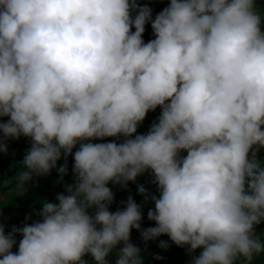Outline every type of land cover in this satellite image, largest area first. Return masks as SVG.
<instances>
[{"label": "clouds", "instance_id": "9594fccd", "mask_svg": "<svg viewBox=\"0 0 264 264\" xmlns=\"http://www.w3.org/2000/svg\"><path fill=\"white\" fill-rule=\"evenodd\" d=\"M21 137L24 192L54 169L62 183L69 156L73 180L31 223L6 232L0 219V264H143L133 230L145 248L167 236L189 264H255L264 11L257 0H168L154 17L139 0H0V155ZM145 173L158 195L138 185L143 204L129 195L110 211L109 185L126 190ZM149 202L155 226L142 228Z\"/></svg>", "mask_w": 264, "mask_h": 264}, {"label": "rangeland", "instance_id": "374dc122", "mask_svg": "<svg viewBox=\"0 0 264 264\" xmlns=\"http://www.w3.org/2000/svg\"><path fill=\"white\" fill-rule=\"evenodd\" d=\"M151 1L153 2V5H150ZM139 2L141 4L148 3V6L151 7L152 10L154 7L155 10H153V16L159 13L163 8L168 6V0H139ZM257 6L261 11H264V0H257ZM153 38L154 37L152 34V30L148 31L146 34L144 33L143 39L145 42H148ZM159 115V108H157L154 112H149L145 120L138 127L137 134L146 133L149 130L151 124L157 120ZM4 119L6 120L7 118ZM93 142L99 143L108 141ZM29 146V140L23 137H21L19 140L9 141L8 152L6 155L7 157H12L13 155L25 151ZM182 155H186V153H182ZM260 155L261 158H264V152H262ZM20 163L21 162L18 163L16 170L21 167ZM63 163L64 161H58L57 167H59ZM67 164L68 175L63 178L62 183H57V181L59 180L57 171L47 176L34 177L32 181L25 185V192L19 187L18 183L15 180L17 171L12 175L9 182L5 181V187L8 186L9 188H7L5 191H2L0 195V213H2L0 219L3 220L6 232L9 231L8 228H11L13 225L21 226L25 221L26 215L31 217L29 223L36 220L38 218L36 213H39V211L42 209V203L44 201L53 203L56 202V195L58 193H62L64 185L69 184V182L72 183L73 180L71 171L73 160L71 156H69ZM151 179L152 177L150 173H145L144 175L139 176L134 183L129 182V184L127 185V189L122 190L124 197L120 198V203L118 205H115L114 207L110 206V211L114 212L118 207H122V202L126 201L129 195H131L138 204H143L144 197H142L141 199L136 197L138 185H143L148 194L158 195L155 186L151 183ZM46 182L48 183L47 186H45ZM109 186L113 185L110 184ZM143 217L142 228L155 226L153 222L147 220V213L144 210ZM256 232L258 234L264 233V223H261L256 227ZM17 240H19V237H17ZM160 240L168 241V237L161 236L156 241H150L154 245V250L152 253H148L147 251L141 253L143 257V264H189L191 257L186 254V249L179 248L168 241L170 246L167 250H163L158 247ZM199 252L200 250H197L195 253H193V255H199ZM85 259L89 261V264H93L91 257L86 256ZM108 259L109 264H115L114 255L110 256ZM255 264H264V256L257 258Z\"/></svg>", "mask_w": 264, "mask_h": 264}, {"label": "trees", "instance_id": "16d2710c", "mask_svg": "<svg viewBox=\"0 0 264 264\" xmlns=\"http://www.w3.org/2000/svg\"><path fill=\"white\" fill-rule=\"evenodd\" d=\"M150 5H153L152 1L150 2ZM153 10H155L154 7H153ZM150 28H151L150 24L146 25L145 34L151 30ZM26 150L22 151L21 153H18L16 155H13L12 157H7V155L5 154V157L3 160V168L6 169V174L4 176V180H7L10 177V175L16 170L18 163L23 160V157L25 155ZM59 162H63V160L61 159ZM56 171L57 170L54 169V170H52V172L50 174H53ZM47 184L48 183L46 182L45 186H47ZM69 184H71V182H69ZM109 187H111L113 192H114L115 199H114L113 204L111 205L112 207H114L115 205H118L120 203V198L124 197V194H123L122 189L118 185L109 186ZM7 188H9V187L8 186L5 187V185H4L2 187L1 192L5 191ZM63 192H65V188L63 189ZM136 197L139 199L142 198V196L137 194V191H136ZM152 207H154V205L152 203H148L145 205L143 210L147 213L149 208H152ZM131 242L140 246L142 249V252L147 251L148 253H152L154 250V245L151 242H149L145 248L144 244L141 241L140 233L136 230H133L131 233ZM15 250L16 249L14 248L13 251H15Z\"/></svg>", "mask_w": 264, "mask_h": 264}, {"label": "built area", "instance_id": "2783aa9c", "mask_svg": "<svg viewBox=\"0 0 264 264\" xmlns=\"http://www.w3.org/2000/svg\"><path fill=\"white\" fill-rule=\"evenodd\" d=\"M9 144V141H8ZM5 154L0 155V195H1V190L2 187L5 185L4 184V176L6 174V169L3 168V160H4ZM11 228H8V230L10 231Z\"/></svg>", "mask_w": 264, "mask_h": 264}, {"label": "crops", "instance_id": "0c3cea01", "mask_svg": "<svg viewBox=\"0 0 264 264\" xmlns=\"http://www.w3.org/2000/svg\"><path fill=\"white\" fill-rule=\"evenodd\" d=\"M20 170H21V168H19L18 170H15V171L10 175V177H9L7 180H5V181L9 182V180H11L10 178L12 177V175L15 174L16 171H17V173H18ZM4 184H5V182H4Z\"/></svg>", "mask_w": 264, "mask_h": 264}]
</instances>
